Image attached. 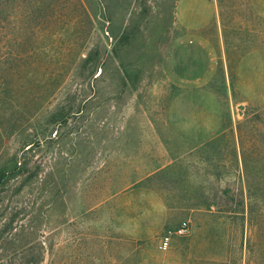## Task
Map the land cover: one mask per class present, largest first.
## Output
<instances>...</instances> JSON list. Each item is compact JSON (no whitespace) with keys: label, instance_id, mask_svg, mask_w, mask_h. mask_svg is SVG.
<instances>
[{"label":"rangeland","instance_id":"374dc122","mask_svg":"<svg viewBox=\"0 0 264 264\" xmlns=\"http://www.w3.org/2000/svg\"><path fill=\"white\" fill-rule=\"evenodd\" d=\"M0 264H264V0H0Z\"/></svg>","mask_w":264,"mask_h":264},{"label":"built area","instance_id":"2783aa9c","mask_svg":"<svg viewBox=\"0 0 264 264\" xmlns=\"http://www.w3.org/2000/svg\"><path fill=\"white\" fill-rule=\"evenodd\" d=\"M186 231H187V229H183V230H182V232H186Z\"/></svg>","mask_w":264,"mask_h":264}]
</instances>
